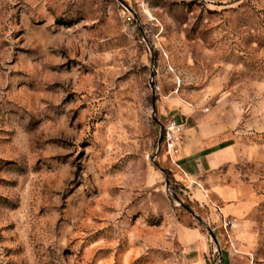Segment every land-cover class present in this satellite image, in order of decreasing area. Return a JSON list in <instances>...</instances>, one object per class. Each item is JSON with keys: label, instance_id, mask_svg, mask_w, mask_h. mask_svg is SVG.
<instances>
[{"label": "rangeland", "instance_id": "obj_1", "mask_svg": "<svg viewBox=\"0 0 264 264\" xmlns=\"http://www.w3.org/2000/svg\"><path fill=\"white\" fill-rule=\"evenodd\" d=\"M193 111L230 127L256 195L225 239L264 264V0H0V264H188L158 145Z\"/></svg>", "mask_w": 264, "mask_h": 264}, {"label": "crops", "instance_id": "obj_2", "mask_svg": "<svg viewBox=\"0 0 264 264\" xmlns=\"http://www.w3.org/2000/svg\"><path fill=\"white\" fill-rule=\"evenodd\" d=\"M175 118L185 121L182 149L164 171L167 185L175 183L178 199L193 204L182 203L190 210V221L180 223L179 230L186 262L211 264L210 252L216 247L221 251V264H252L245 251L226 243L230 231L222 229L223 220L233 219L232 230H236L237 222L253 208L256 195L253 185L243 181L234 166L239 149L231 143L230 127L213 115L196 111Z\"/></svg>", "mask_w": 264, "mask_h": 264}, {"label": "built area", "instance_id": "obj_3", "mask_svg": "<svg viewBox=\"0 0 264 264\" xmlns=\"http://www.w3.org/2000/svg\"><path fill=\"white\" fill-rule=\"evenodd\" d=\"M185 130V121L176 119L175 117L169 119L164 124L162 131V140L159 142L158 150L164 149L168 157L173 159L178 156L182 149L183 132ZM235 227V220L225 219L222 222V228L227 233ZM222 255L219 249L213 254L210 260L211 264H221Z\"/></svg>", "mask_w": 264, "mask_h": 264}, {"label": "trees", "instance_id": "obj_4", "mask_svg": "<svg viewBox=\"0 0 264 264\" xmlns=\"http://www.w3.org/2000/svg\"><path fill=\"white\" fill-rule=\"evenodd\" d=\"M172 191H173V193H174L175 195L178 194V189H177V188H173Z\"/></svg>", "mask_w": 264, "mask_h": 264}, {"label": "water", "instance_id": "obj_5", "mask_svg": "<svg viewBox=\"0 0 264 264\" xmlns=\"http://www.w3.org/2000/svg\"><path fill=\"white\" fill-rule=\"evenodd\" d=\"M161 140H162V135H161V137H160V140H159V142H161Z\"/></svg>", "mask_w": 264, "mask_h": 264}]
</instances>
